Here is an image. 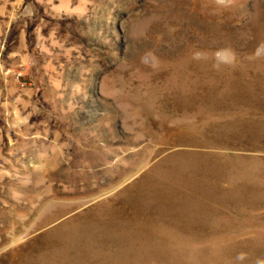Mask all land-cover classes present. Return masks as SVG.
<instances>
[{"label":"rangeland","instance_id":"rangeland-1","mask_svg":"<svg viewBox=\"0 0 264 264\" xmlns=\"http://www.w3.org/2000/svg\"><path fill=\"white\" fill-rule=\"evenodd\" d=\"M0 264H264V0H0Z\"/></svg>","mask_w":264,"mask_h":264}]
</instances>
